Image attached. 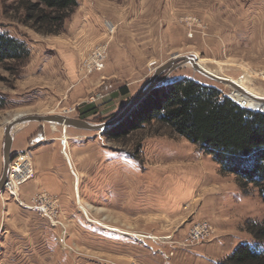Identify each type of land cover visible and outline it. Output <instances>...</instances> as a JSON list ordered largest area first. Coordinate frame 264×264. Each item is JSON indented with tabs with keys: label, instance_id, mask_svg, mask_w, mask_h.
I'll list each match as a JSON object with an SVG mask.
<instances>
[{
	"label": "rangeland",
	"instance_id": "rangeland-1",
	"mask_svg": "<svg viewBox=\"0 0 264 264\" xmlns=\"http://www.w3.org/2000/svg\"><path fill=\"white\" fill-rule=\"evenodd\" d=\"M21 1L0 0V31L23 41L29 50L21 61L0 64L2 142L6 125L24 115L59 114L95 124L106 122L157 67L174 56H195L212 73L238 80L264 96V0H85L86 11L100 19L103 36L97 29L77 27L86 36L89 34L87 42L98 35V40L87 45L81 55L73 43L77 37L76 29L72 31L75 12L61 33L42 35L20 22ZM97 49L103 50V67L87 72L84 60ZM184 77L214 86L227 97L236 94L228 85L208 79L188 64L171 71L164 82ZM123 86L126 95L119 93ZM88 104L96 106V113L79 117L78 107L82 110ZM30 124L36 128L28 144L18 136L11 149L12 156L18 142L32 147V141H43L55 134L62 133L65 157V132L102 137L98 139L97 170L93 176L81 180L78 187L82 202L91 204L89 212L97 218L92 219L89 213V217L85 216L86 222L94 227L102 228L98 219L101 205L111 206L109 250L119 247L116 243L119 239L127 243L144 241L170 250L167 247L170 244L134 235H170L181 240L200 220L211 225L209 238L194 247L172 248L173 255L176 251L189 254L179 252L174 259H188L190 251L218 235L224 240L223 247L207 252L216 257V264L240 243L264 247L245 231L246 224L264 221V202L258 190L250 184L240 188L233 174L220 172L211 154L172 134L168 128L151 126L115 141L104 131L46 122L25 125ZM138 143L140 147L136 150ZM151 208L157 214L141 216ZM92 241L99 250L108 247L95 236L67 237L62 229L61 247H30L28 259L23 253L27 247H0V264H107L100 254L93 256L84 247Z\"/></svg>",
	"mask_w": 264,
	"mask_h": 264
},
{
	"label": "trees",
	"instance_id": "trees-1",
	"mask_svg": "<svg viewBox=\"0 0 264 264\" xmlns=\"http://www.w3.org/2000/svg\"><path fill=\"white\" fill-rule=\"evenodd\" d=\"M77 6V0H22L20 22L38 34L57 35ZM28 54L23 41L0 31V64L21 61ZM119 93L127 94L126 87ZM78 111L85 118L96 113V106L88 104ZM151 126L166 127L211 154L220 172L233 174L242 189L254 186L264 202V112L240 107L218 88L184 77L154 88L104 134L118 141ZM139 147L140 143L136 150ZM245 231L264 245V221L246 224ZM218 264H264V247L240 243Z\"/></svg>",
	"mask_w": 264,
	"mask_h": 264
},
{
	"label": "crops",
	"instance_id": "crops-1",
	"mask_svg": "<svg viewBox=\"0 0 264 264\" xmlns=\"http://www.w3.org/2000/svg\"><path fill=\"white\" fill-rule=\"evenodd\" d=\"M77 2L78 7L80 8L81 6L82 9L80 11L78 8L73 14L72 31L77 27L82 28V30L88 27L90 29H97L99 35L103 36L100 33V19H95L86 11V7H84L85 0H77ZM80 30L81 29H76L77 41L75 40L73 42L75 44L74 47L77 48L78 55H81L87 45L94 44V42L98 40V35H94L95 39L88 38L87 42L86 39L89 34L86 36V33ZM35 128V126L30 124L15 130L11 149L18 136L26 140L28 144ZM78 134L79 133L68 134L65 132L64 145L66 157L62 154V133L55 134L43 141H32L31 153L34 175L30 180L24 183L20 189V197L24 201H29L38 193H45L49 198L54 199L56 217L62 222L65 235L67 237L77 235L95 236L104 241L108 247H102L101 250H99L98 247H94L93 241L89 244L85 243L84 247L92 251L93 256L97 257V254H100L101 260L107 262V264L113 262L117 264H128L131 260H135L138 264H184L187 262L190 264H194V262L195 264H216V257L207 254V252H210V250L214 251L220 246L223 247L224 240H222L219 235L207 242L208 244L200 246V248L202 247L201 249L197 248L196 250L190 251V256L185 260L179 258L174 259L179 252L183 253L182 251H176L174 255H169L172 249L170 245L167 246L171 248L168 250L166 248L162 249V246L156 248V246L153 247L154 245L152 244L147 245L144 241L139 240V242H128V244L126 241L119 239L116 241L119 247H115L114 250H109L111 232H109L110 226L108 221L110 220L109 212L111 206L104 203L101 205V217L98 219L102 221L99 223L102 228L94 227L85 220V216L89 217V215H91V212H89L92 210L90 209L91 204L88 201L82 202L83 198L80 195L78 187V183L81 180H86L88 177L93 176L97 170L98 139L100 140L102 137ZM25 148H27V146L24 147L23 144L18 142L16 145V152L24 150ZM1 172L2 141L0 138V175ZM143 212L141 216L144 214H149V216L157 214L154 208ZM87 213H89V215H87ZM91 216L92 219L97 220L93 215ZM61 235V226H52L35 210L18 205L9 197H4V199L0 197V247H27L24 249L23 253L27 255L28 259L31 252L30 247H38V249L40 247H61ZM126 236L127 235L124 234V240H126ZM225 236L227 238L228 234ZM56 240L59 242H56ZM113 242H115V239H113ZM75 245L79 248L77 244ZM4 253H6V250ZM185 255L187 256L189 254ZM178 257L182 256L179 255ZM183 257L185 256L183 255Z\"/></svg>",
	"mask_w": 264,
	"mask_h": 264
},
{
	"label": "water",
	"instance_id": "water-1",
	"mask_svg": "<svg viewBox=\"0 0 264 264\" xmlns=\"http://www.w3.org/2000/svg\"><path fill=\"white\" fill-rule=\"evenodd\" d=\"M188 64L192 67V69L199 74L211 79L213 81L226 84L231 87L234 92H238L241 97L245 99H252L257 102V105H251L248 103L247 109L256 110L263 112L264 111V96H255L240 85H238L233 80L228 77L219 76L210 71H207L197 62V58L192 55H181L174 56L169 61L157 67L152 75L143 82V84L136 90L133 96L127 101V103L123 106V108L110 120L104 123H91L87 120L69 117L65 115L59 114H50V115H24L18 118L13 119L10 123H8L4 129V137L2 142V172L0 175V193L3 190V184L6 179V175L8 172L9 161L12 158L11 145L14 132L17 127L21 125H25L29 122H46L52 125H61L63 127H72L81 130H89V131H104L109 129L119 122H121L132 110H134L143 100L144 98L156 87L161 85L164 80L168 77L171 71L176 68L181 67L182 65Z\"/></svg>",
	"mask_w": 264,
	"mask_h": 264
},
{
	"label": "built area",
	"instance_id": "built-area-1",
	"mask_svg": "<svg viewBox=\"0 0 264 264\" xmlns=\"http://www.w3.org/2000/svg\"><path fill=\"white\" fill-rule=\"evenodd\" d=\"M103 50L97 49L93 51L84 60V70L87 72L100 71L103 67ZM264 76V71L262 73ZM232 101L238 104L240 107H247L248 102L241 96L236 94L228 95ZM31 148L27 147L23 151H18L13 154L8 165V172L5 182L3 184V190L0 193V197H9L18 205L30 208L41 214L47 222L54 226L58 225L64 230V226L60 220L56 217V211L54 207V199L49 198L45 193L35 194L29 201H24L20 197V189L24 183L30 180L34 175V169L32 165ZM211 233V225L206 220H200L194 223L188 230L187 234L181 240H175L168 236H155L153 234H133L136 237L148 238L151 240H158L161 243H167L172 246L173 249L178 247L188 248L194 247L202 242H205L209 238ZM169 255H172L170 251ZM128 264H137L135 261H131Z\"/></svg>",
	"mask_w": 264,
	"mask_h": 264
},
{
	"label": "bare ground",
	"instance_id": "bare-ground-1",
	"mask_svg": "<svg viewBox=\"0 0 264 264\" xmlns=\"http://www.w3.org/2000/svg\"><path fill=\"white\" fill-rule=\"evenodd\" d=\"M198 62V61H197ZM199 63V65L200 66H202L204 69H206L207 71H210L202 62H201V60L198 62ZM211 72V71H210ZM230 79V78H229ZM231 80H233L234 82H236L238 85H240L242 88H244L246 91H248L249 93H251V94H253V95H257V96H259L258 94H256L255 92H253V90H251V89H249V88H247V87H245L244 85H242L238 80H234V79H231ZM236 92V91H235ZM239 95V93L238 92H236V96H238ZM239 97V96H238ZM249 104H251V105H257V102H255V101H253L252 99H247L246 100Z\"/></svg>",
	"mask_w": 264,
	"mask_h": 264
}]
</instances>
